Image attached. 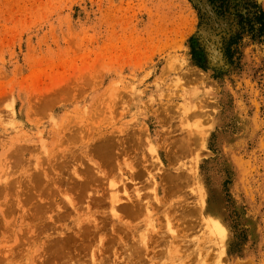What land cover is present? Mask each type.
I'll use <instances>...</instances> for the list:
<instances>
[{"label": "rangeland", "instance_id": "rangeland-1", "mask_svg": "<svg viewBox=\"0 0 264 264\" xmlns=\"http://www.w3.org/2000/svg\"><path fill=\"white\" fill-rule=\"evenodd\" d=\"M263 15L0 0V264H264Z\"/></svg>", "mask_w": 264, "mask_h": 264}, {"label": "bare ground", "instance_id": "bare-ground-1", "mask_svg": "<svg viewBox=\"0 0 264 264\" xmlns=\"http://www.w3.org/2000/svg\"><path fill=\"white\" fill-rule=\"evenodd\" d=\"M204 7V6H203ZM204 31V30H203ZM218 31V30H217ZM206 35V34H205ZM216 44V43H215ZM212 51V50H211ZM210 52V51H209ZM218 59V58H217ZM223 61V60H222ZM102 146V145H101ZM102 148V152L105 154V151H103V147H101ZM99 149V148H98ZM185 149H187V148H185ZM182 150H184V149H182ZM99 152V151H98ZM101 152V153H102ZM195 172V171H194ZM194 172H193V170H192V174H194ZM186 175V174H185ZM175 176V175H174ZM177 176V175H176ZM175 176V178L177 179L176 181H178L180 178L178 177H176ZM182 176L184 177V174L183 175H181V180H182ZM190 175H187V176H185V178H183V180L185 179V180H187V179H189L190 177H189ZM173 177V176H172ZM175 178L173 177L172 179H173V182L175 181ZM191 179V178H190ZM189 179V180H190ZM193 179V178H192ZM188 180V181H189ZM170 181H171V179H170ZM175 181V182H176ZM188 181H186V182H188ZM174 182V183H175ZM174 183H171V184H174ZM178 184V183H177ZM176 185V184H175ZM179 185V184H178ZM174 186V185H173ZM177 186V185H176ZM181 186V185H180ZM180 186H178V187H176V188H179ZM186 186V185H185ZM189 186H191V185H189ZM187 187H188V185H187ZM173 188H175V187H171V188H169L170 189V191L172 190L173 191ZM180 190V189H179ZM171 191V192H172ZM175 191V190H174ZM170 192V193H171ZM201 192V191H200ZM178 193V192H177ZM202 193V192H201ZM168 195H169V193H167ZM166 194V195H167ZM114 196V195H113ZM170 196V195H169ZM112 198H115V197H111V200H112ZM114 200V199H113ZM118 200V199H117ZM116 200V201H117ZM136 201H137V199H136ZM140 202H141V200H139ZM140 202H139V204H140ZM136 203H138V202H136ZM137 204L136 206H140V205H142V204ZM131 206V205H130ZM204 205H203V203L201 204H198V206H197V213L200 215V211H201V214H202V210H203V207ZM132 207V206H131ZM137 207V208H138ZM142 206H140V208H141ZM116 208V207H115ZM121 208V207H120ZM119 208V209H120ZM124 208V206L122 207V209ZM126 208V207H125ZM133 208V207H132ZM135 208V207H134ZM121 209V210H122ZM128 209H130V208H127L126 210L125 209H123V210H125V211H127L128 213L130 212L131 214H132V211H130V210H128ZM142 209H143V207H142ZM132 210V209H131ZM135 210H136V208H135ZM140 210V209H139ZM114 211H115V209H114ZM133 212H134V210H133ZM136 212V211H135ZM129 213V214H130ZM133 216H134V214H133ZM203 219L206 221V227H207V231H209V233L213 236V237H215V238H221V239H224L225 237H226V232H225V229H224V227L222 226V223L220 222V219H219V217L218 216H216V215H214V214H203ZM208 233V232H207ZM208 233V234H209ZM210 236V235H209ZM220 239V240H221ZM216 241V240H215ZM227 241V240H226ZM218 242V241H217Z\"/></svg>", "mask_w": 264, "mask_h": 264}, {"label": "trees", "instance_id": "trees-1", "mask_svg": "<svg viewBox=\"0 0 264 264\" xmlns=\"http://www.w3.org/2000/svg\"><path fill=\"white\" fill-rule=\"evenodd\" d=\"M262 18H264V15L262 16ZM229 50V49H228Z\"/></svg>", "mask_w": 264, "mask_h": 264}]
</instances>
